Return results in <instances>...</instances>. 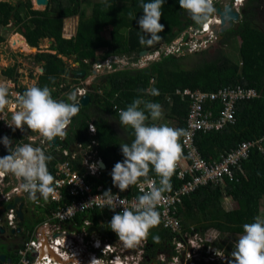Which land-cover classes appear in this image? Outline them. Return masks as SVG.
Masks as SVG:
<instances>
[{"label":"trees","instance_id":"obj_1","mask_svg":"<svg viewBox=\"0 0 264 264\" xmlns=\"http://www.w3.org/2000/svg\"><path fill=\"white\" fill-rule=\"evenodd\" d=\"M84 1L49 0L47 8L39 11L32 8L31 0L15 4L0 0V25L9 24L12 19L15 26L22 24L23 28L17 29V32L26 38L27 44L32 48H38L47 38L54 40L50 50L55 54L38 53L35 59L43 62L42 76L45 77L47 86L56 90V93L52 92V96L57 100L67 101L70 93V84L60 88L64 80L63 76L68 73L62 57L79 63V68L89 75L92 73V64L97 59L105 60L109 56H115L133 62L137 61L144 49H151L139 44L138 20L143 15L142 8L139 7L141 0H108L111 8L105 7V0H98L93 4L86 0L93 6L90 16H87L86 11L82 9ZM143 2L147 3L150 0H143ZM260 2L261 0H249L242 9L241 21L235 27L225 31L222 34L224 36L219 39L220 44H225L232 37L241 38L238 63L224 55L217 47L213 57L199 59L195 57L192 60L193 65L190 66L184 64L186 60L184 57L188 53L178 55L164 53L162 50L159 58L150 61L144 68L117 67L116 71L95 78L101 81L95 83L89 90L90 102L88 106L81 108L72 120L65 140L86 145L89 142L86 135L88 125L95 126L98 141L97 153L107 169L102 171L100 177L95 178L94 181L103 184L105 191L109 189L112 193L117 191L118 188L112 185L109 168H113L117 162H122L124 159L120 144H130L134 139L132 129L119 124L118 113L126 109L136 98L156 102L162 106L163 121L149 119L146 121L147 124L169 125L173 121L174 128L185 130L194 102L200 106L201 117L212 122L221 118L224 104L219 97H210L211 93L227 86L252 88L261 96L237 101L234 106V122H227L219 129L197 128L192 136V143L204 159L211 160L235 151L243 143H255L263 137L264 30L257 20L262 8ZM129 13H132V16ZM187 14L180 9L179 0H165L159 21L164 26V31L158 34L162 39L154 47L170 44L188 29L193 21ZM77 16L79 22L76 35L67 39L63 36L64 21ZM43 19L47 21L46 24L42 23ZM106 29L109 30L108 39L103 36ZM100 51L102 52L98 55ZM205 52L206 49L195 51L193 54ZM13 71V68H9L7 73L11 74ZM78 82L72 81L74 84ZM37 86L43 87L41 84ZM59 88L63 94H60ZM102 88L103 94H99ZM152 88L159 90V96L150 95ZM185 89L189 92L183 93ZM177 90L180 92L177 93ZM196 90L206 95L196 101L194 95ZM114 123L118 129L114 128ZM182 138L180 143L184 155L186 148ZM261 145L264 146V144ZM54 165L53 159L47 164L51 174H53ZM237 165L231 167L233 176L225 174L217 182L209 181L182 195L183 206L178 215L185 228L190 229V224H193L196 229H200L206 221H212L221 233H229L232 236L242 235L243 225L254 222V218L260 216L262 211L264 212V157L259 149V143L251 146L246 152V157L240 158ZM149 177L159 178L151 168ZM92 179L89 177L88 180ZM139 181H144V178H140ZM171 183L180 185L181 180L174 175ZM128 191L130 195L139 196L136 184L130 186ZM227 197L237 204L236 208L230 210L223 206V200ZM71 200L72 198L65 195L59 203L65 206ZM54 204L55 202H52L47 210L37 215L35 221L33 220L34 223H28L27 220L29 226L26 227L25 223H20V227H26L29 233L18 249L7 253V257L14 264L20 260L19 249L23 248V244L30 239L36 226L47 218L45 212H48V209L50 211L54 209ZM99 211L104 213L103 216L107 218L106 223L109 224L115 213L101 210L89 213L95 223L99 220ZM77 221L80 223L81 219ZM107 229L109 238L117 239L115 233ZM172 236V233L160 224L150 229L146 258L154 260L159 253H165L168 259H171L174 254L171 244ZM153 237H159L158 242L154 241ZM234 249L231 247L229 253ZM222 264H227V261Z\"/></svg>","mask_w":264,"mask_h":264},{"label":"clouds","instance_id":"obj_2","mask_svg":"<svg viewBox=\"0 0 264 264\" xmlns=\"http://www.w3.org/2000/svg\"><path fill=\"white\" fill-rule=\"evenodd\" d=\"M248 1L249 0H239V2H237V0H232L230 2L233 3L236 10L242 15L241 10L246 6ZM164 2L165 0H150V2L145 3L141 0L139 4L143 12V15L138 20L140 29V31H138L139 44L146 48H151L148 49V53L149 50L152 51L151 55H153L158 48L154 46L161 42L162 38L158 34L164 31V26L159 23ZM223 2L224 1H222V3ZM222 3L220 0H179L180 9L187 12L193 21L188 29L181 33L180 36H186L190 27L195 29L207 28L211 18L212 21L210 26L214 23H219L220 21L215 22V18L220 19L216 9H218L219 6H225L228 2L223 5ZM105 7L111 8V4L108 3V0H105ZM129 15L132 16V13H129ZM212 15L214 17H211ZM240 21L241 19L238 22ZM238 22H234L236 23L235 25H237ZM216 38L217 36L214 37L213 43L218 40ZM212 45L213 44H210L209 47ZM159 56L153 57V59L140 65H136V61L127 62L129 65L135 64L131 66L132 68H144L150 61L158 59ZM139 60L143 61V57L140 55L137 61ZM78 69H80L79 66L74 70ZM71 70L72 69H70L68 73H70ZM106 73L95 74L93 73V67L92 73L85 75L83 79H74L73 74L70 73L71 79L70 83H68L70 84V93L68 94L67 101L54 99L52 90L47 85L43 87H29L22 94L17 93V99L11 98L8 88L4 85H0V113L4 111L7 105L13 103L9 98H11V100L16 99L14 107H16L17 110L12 114L11 124L7 125L12 128L13 131L20 130L22 133V135H19L21 139L24 138V134L27 133V131L30 132L29 135L18 142L16 141L15 133L8 134L7 137L0 135V152L2 155L4 150L6 152L5 156L3 155V157H0V177L9 174L14 177L16 180V187L13 189V192L18 196L27 193L28 199L32 202H37L42 199L45 202L49 199L51 204L55 202L54 209L46 215L47 218L41 221L36 228L38 226H43L45 222L52 218L53 212L56 211V207L60 205L59 202L63 200L62 198L57 202L50 197V194H53L55 191L52 186L55 183L57 166L63 162H69L72 166V170L78 172L80 176H83L86 182L89 183L96 182L94 179H98L102 173L101 171L99 177L91 176L90 174L85 175V170H83L81 161L82 158H80V160L71 158V155L78 151L76 148L82 150L80 154L82 155L83 151L89 147V149L95 153V158L98 157L101 163L103 162L102 158L98 156L96 149L98 144L96 138L97 132L93 136L89 133V130L92 132L96 131L95 126L92 124L88 125L86 135L89 142L86 145L79 142H68L65 140V137L68 133L66 129H68L69 125L72 123V118L75 117L81 109L79 102L76 100V96L80 97L88 94L89 90H91L95 84V78ZM93 75L96 76L90 78ZM74 80L79 82L74 84L72 83ZM81 90H84V93ZM79 91H81V93H79ZM159 94V90L156 88L150 90V95L152 96H159ZM141 105H143V107H141ZM118 115L119 124L130 127L133 131L134 139L130 144H120V150L124 159L122 162H117L113 168H109L112 185L118 188L117 191L119 190V192L122 193L128 190L130 186L137 184L140 178H144V183L149 185V189L147 191L141 189L143 194L136 198L131 208L127 206L128 201L126 199H121L119 195L113 194L110 189L106 190L102 195L95 197L92 201L100 199L109 210L115 213L109 224L106 222L99 224V220L95 223L90 218L91 214H89L96 211L94 210L78 214L72 222H66L63 226L65 229L68 228L70 230V238H72L75 232H82V227L86 226L84 241L81 242L76 240V245L87 246L85 253L88 248L89 251L87 253L91 258V260L89 259L90 264H129V262H134L135 264L176 263L173 257L178 253L175 249L176 244L173 243L174 234L172 232L171 244L173 245L172 251L174 254L171 259L167 257V260L161 258L157 260V256L156 259L151 260L146 258L145 252L148 247L147 238L149 236V230L160 224V213L157 211V207L167 199L164 194L172 191L171 177L174 175L177 162L183 155L180 138L187 135V132L182 128L170 127L167 124H147L146 121L149 119L152 121L161 120L163 118V110L159 103L146 101L142 98L134 99L126 109L120 110ZM59 138H62L63 141H60ZM54 140L55 142L52 143ZM92 141H95V144H93ZM42 145H47L49 148L46 150ZM54 147L59 148V150H54ZM63 149L67 150L69 155L65 156L62 153ZM52 159L55 161L53 174L48 171L47 167L48 162ZM89 167L91 171H96L95 165H90ZM150 168L154 171L155 175L159 177L158 185L155 179L149 177ZM106 169L105 165V168L102 170L105 171ZM87 176L93 179L89 181V177ZM9 194L11 195V193ZM86 205L87 204L82 207ZM118 207L122 208V211L116 212ZM101 211L105 212L103 210ZM81 215H84V217L81 218ZM79 218L81 219L80 223L77 221ZM87 221L90 223L89 226L85 225ZM107 228L115 233L117 239L111 240L109 238ZM17 230L18 229L13 231ZM185 230L194 233L198 232L200 229H196V227L191 224L190 229L185 228ZM96 236L97 238H95ZM153 239L158 242L159 237H153ZM88 241H96L99 244L98 246L94 244L88 245ZM145 241L147 244L143 246V242ZM105 248L109 249L111 252L107 255L105 254V256L109 258L107 261L103 262L97 254L103 253L102 251ZM62 249L67 251L68 254L61 256L52 249L62 262H67L68 258H71L70 264L72 262L74 264H86L84 259L86 254L84 252L79 255L77 252H74L73 255L70 246L66 247L63 245ZM203 249L205 254L208 253L206 252L207 249H211L208 242ZM124 251H137V262L134 260V254H126L128 256H126L124 260L120 255V253ZM160 254L166 255L165 253ZM215 255L217 257V253H215ZM219 257L222 259V262L225 261L223 259V253H219ZM219 257L216 258V261H220ZM216 261L211 263L206 262L205 264H213L216 263ZM45 263L49 262L45 261ZM55 263L57 262L55 261L49 264ZM36 264H40V262H36ZM227 264H264V219L257 216L254 218V222L245 223L243 225V234L240 235L237 240L235 249L231 252V258L227 259Z\"/></svg>","mask_w":264,"mask_h":264},{"label":"built area","instance_id":"obj_3","mask_svg":"<svg viewBox=\"0 0 264 264\" xmlns=\"http://www.w3.org/2000/svg\"><path fill=\"white\" fill-rule=\"evenodd\" d=\"M215 20L220 21L219 18H215ZM211 21L212 18L210 19L208 27L211 25ZM208 27H203L201 29L190 27V29L187 31L186 36H180L174 39L168 45H159L157 50L153 55H151V57L153 58L159 56L162 50L164 51V53L184 55L186 53H193L195 51H200L209 47L215 36L213 35V32L210 30V28L208 29ZM121 63L128 62L125 58H118L115 56H109L105 60L97 59L92 64L93 73L101 74L116 71L117 67H124L120 65ZM131 65L134 66L135 64ZM81 91L84 93V90ZM81 91H79V93H81ZM176 92L179 93L180 90H177ZM182 92L187 93L189 91L185 89ZM194 95L197 101L199 99H202L206 94L196 90L194 92ZM260 96L261 95L255 89L246 88L243 86H227L219 88L216 92L211 93L210 97H219L224 105L221 111V118L212 122L208 121L204 117H201L200 106L197 102H194L189 113L188 125L185 129L187 135L183 136L182 138V143L185 146L186 150L184 155H182V158L177 162L174 172V175H176L177 178L181 180V184L174 185L173 183H171L172 191L170 193L164 194L167 199L157 207V211L160 213V225L174 234L173 243L176 244L175 249L178 254L173 257L176 261V263L173 264H205L206 262L211 263L213 261H216L217 258L210 249H207V254L204 253L203 248L206 246V239L201 237L197 238L195 235L196 232L193 233L191 231L185 230L181 217L178 215L180 208L183 206L182 195L197 189L199 186L206 184L209 181L217 182L225 174L233 176L231 167L235 165L238 166L237 164L239 159H243L244 157H246V152L255 143H259V149L264 157V146L261 145L264 144L263 134V137L255 143H243L235 151H231L226 155H221L218 159L206 160L193 147L192 136L195 129L201 127H214L215 129H219L227 122H234L235 103L240 100H247ZM11 98L17 99V97L13 95H11ZM11 98H9V100L13 103L7 105L4 111L0 113V135H3V137H7L8 134L15 133V138L18 142L23 140L26 137L27 133H25L24 138L21 139L19 136L22 135L21 131H13L12 128L7 125L11 124L12 114L17 110L16 107H14V102L16 99L11 100ZM89 133L93 136L95 135L96 131L92 132L89 130ZM59 139L60 141H63L62 138ZM92 143L95 144V141H92ZM42 147H45L46 150L49 148L47 145H42ZM76 149L78 151L74 152L71 155V158L74 160H80V158H82L81 161L83 170H85V175L90 174L91 176L99 177V174L101 173V171H103L100 168L101 160L98 157L95 158V153L91 149H89V147H87L83 151L82 155H80L82 150L78 148ZM54 150H59V148L54 147ZM62 153L65 156L69 155V152L64 149L62 150ZM0 157H3L1 152ZM90 165H95V172L90 170ZM152 179H155L157 181V185L159 184V178L153 177ZM13 181H15V179L10 174L5 175L4 177H0V206L4 205L5 207V203L12 205L11 200L12 196L14 195L13 189L15 188L14 186H12ZM52 187L55 189L54 193L50 194L52 200L58 202L62 198L64 199L65 195L70 196L72 200L65 206L58 205L56 207V211L53 212L52 218L45 222L43 226H38L35 229V231L32 233L31 239L23 244V248L19 249L18 253L20 255V260L17 264H36V262H40V259H42L44 262L47 261L49 263H52V258H49L46 255H42L41 248L43 247V244H48L51 249H54L61 256L68 254L67 251H64L62 249L63 245H65L66 247L75 245V247L72 246V254L74 255V252L81 254L84 250H86L87 246L76 245V240H79L81 242L84 241L86 226L82 227V232L77 231L72 235V238H70V230L68 228L65 229L63 224L66 222H72L78 214L84 212H90L100 209L103 211L114 213L113 211L109 210V208H107V206L103 204L100 199L92 201L95 197L100 196L105 192L104 185L98 184L96 182H86L83 176H80L78 172L72 170V166L69 162H63L59 166H57L55 183ZM136 187L139 195L143 194L141 189H143L144 191H147L149 189V185L147 183H144V181H139L136 184ZM10 189L11 191L9 193H11V195L9 193L7 194L8 190ZM128 192L129 191L126 190L125 192L121 193L118 190L113 194L119 195L121 199H126L128 201L127 206L131 208V205L135 202L138 196L133 194L130 195ZM24 196H27V193ZM85 204L87 205L82 207ZM119 211H122V208L118 207L116 209V212ZM5 213L6 217L4 220L0 218V223L4 221V224H7L10 229H5L3 226H1V224L0 226L6 231L12 232L13 230L17 229V211L16 209H5ZM89 224L90 223L88 221L85 222V225L89 226ZM87 244H94L95 246H98L99 243H97L96 241H88ZM146 244V241L143 242V246H145ZM104 252L107 253V251ZM223 253L224 255H226L225 252ZM165 257L167 258L166 255ZM4 264L14 263L5 262Z\"/></svg>","mask_w":264,"mask_h":264},{"label":"rangeland","instance_id":"obj_4","mask_svg":"<svg viewBox=\"0 0 264 264\" xmlns=\"http://www.w3.org/2000/svg\"><path fill=\"white\" fill-rule=\"evenodd\" d=\"M2 1H8L12 4H15L17 2H22V1H26V0H2ZM88 1L92 2V4H93L94 2H96L98 0H88ZM31 2H32V8L34 10L44 11L47 8L46 6H42V5L37 7L34 0H31ZM83 3L84 4H83L82 9L86 11L87 16H90L92 14L93 6L88 4L86 0ZM260 4L262 6L261 14H259L257 20L259 21L260 27L264 30V0H261ZM51 15L55 16V14H53V13H51ZM23 16H24V13H23ZM211 17H214V16L212 15ZM78 22H79L78 16L66 19L64 21L63 36L65 38L68 39V37L70 35L72 36L75 34V32L77 31ZM42 23L46 24L47 21L45 19H43ZM235 24L236 23H234V25H233L234 27H235ZM22 28H23L22 24L15 26L13 19L11 20V22L9 24L0 25V85H4L8 88L9 96L10 95L16 96L17 93L22 94L27 88L32 87V86H37L39 84H41L43 86L47 85L46 79H45V77L42 76V72L40 70L41 66L43 65V62L37 61V59H35V55L38 53L55 54L54 51L50 50L51 46L54 45V40L52 38H49V39L47 38V39L43 40L41 42L40 46L38 48H35V49L30 47L31 49L27 48V50H26L22 46H14L16 43H13V42L15 41V37L18 36L17 34H19L23 37V35L20 32H17V29L21 30ZM222 34H224V33H221V35H219L220 38L222 36H224ZM103 36L107 39L109 38V30L108 29L105 30V32L103 33ZM220 38H218V40L215 43H213V41H214L213 40L211 42V44H213V45L209 48L207 47L205 53H200V54L188 53L184 57L186 59L184 64L187 66L193 65L192 60H194L195 57L198 59L202 58V57H206V58L207 57H213L215 55V48L216 47L221 49L223 54L228 56L229 58H231L233 61H235L237 63L240 62V45L242 44L241 38L232 37L225 44L219 43ZM101 52H99L98 55ZM151 54H152V51L149 50V53L147 55L143 56V61L142 60L136 61V65H140L142 63H145L148 60L153 59L151 57ZM62 58L64 60L66 71H69L70 69H73V70L77 69V66L74 64L72 59H69L66 57H62ZM120 65H122L124 67H131L132 66L131 64L129 65L128 63H121ZM9 68L14 69L13 73H11V74L7 73V70ZM95 76L93 75L90 78H94ZM63 77H64V80H63L60 88H62V86L68 85V83L71 79L70 73H67ZM99 81H101V79L100 80L99 79L94 80L95 83H99ZM60 88H59V92L61 90ZM103 91H104V89H101V91H99L100 94H103ZM52 92L56 93V90L52 89ZM60 94H63V92H60ZM159 121H163V119L159 120ZM167 123H168V121H167ZM169 125L171 127H174L175 122L171 121L169 123ZM113 126L115 129H118L116 123H114ZM29 134H30V132L27 131L26 136ZM223 206L226 209L232 210V209L237 207V204L235 202H233L230 199V197H227L223 200ZM98 214L100 215L98 217L99 224H103L104 222L107 221V218L105 216H103L104 213H101L99 211ZM5 217H6L5 212L2 213V215H0V218L3 220L5 219ZM259 217L264 219V212L263 211L261 212ZM189 218H191V217H189ZM25 223H27V222H25ZM28 223H30V222H28ZM28 223L25 224L24 226H26V227L29 226L30 224H28ZM0 224L5 229H10L7 224H4V221ZM17 226H18V224L16 222V227ZM15 234H18V233L16 232ZM195 235L197 238L201 237V238L206 239V242H208V244L210 245V248H211L210 250H212L213 254L217 253V257H219V253L225 252L226 255H224V253H223V259L225 261H227V259L231 258V253H229V251H230L231 247L233 249L235 248V244L240 237V235L232 236L229 233L219 232L215 228L212 221H206L204 223V226L202 228H200V230L198 232H196ZM2 236H4L6 238L7 231L4 235L0 234L1 240L3 239V238H1ZM95 238H97V236ZM195 240H200V239H195ZM72 246H74V245H71L70 247L72 248ZM1 250L4 253H8V248H7L6 244L2 245ZM112 250H113V248H112ZM88 251H89V249L87 248V252ZM104 251H107V253ZM232 251H234V250H232ZM83 252L85 253V250ZM87 252L85 253L86 255H85L84 259H85L86 264H90V260H89L90 258H89V255ZM110 252L111 251H109V249L105 248V249H103V253L97 254V256L100 258L101 261L104 262V261H107L109 258L108 256H105V254L107 255ZM126 254H128V255L134 254L135 255L134 260L137 262V251L121 252L120 255L122 256V258L124 260H125V257L128 256ZM159 258L167 260L165 255H162L160 253L158 255L157 260H159ZM219 260L220 261L217 260L216 263H213V264H222V259L220 257H219ZM107 264H109V263H107ZM129 264H135V263L129 262Z\"/></svg>","mask_w":264,"mask_h":264},{"label":"water","instance_id":"obj_5","mask_svg":"<svg viewBox=\"0 0 264 264\" xmlns=\"http://www.w3.org/2000/svg\"><path fill=\"white\" fill-rule=\"evenodd\" d=\"M37 4L40 6H48L49 4V0H37ZM217 10V13L220 17V22L219 23H214L212 24V26H210V30L213 32V34L215 36H217L216 39L220 38L219 35H221V33H224L225 31L229 30L230 28L233 27V23L234 22H238L240 19H242V15L240 12H238V10H236L235 6L233 5L232 2H228L225 4V6H219ZM148 53V49H144L141 53L140 56H144ZM182 55V54H181ZM77 66H79V63H75ZM71 74H73V78L74 79H83L86 75V72L82 69H78V70H71L70 71ZM76 100L77 102H79L80 104V108L86 107L88 106L89 102H90V97L88 94H85L83 96L77 97L76 96ZM74 119V117L72 118V120ZM55 140L52 142L54 143ZM101 168H105V164L102 162L101 163ZM22 201L21 198H17L15 200V203L12 205H9L7 207V209H14L16 208V204L20 203ZM22 207L23 204L20 205L19 209L17 210V216L21 221H24V216H23V212H22ZM20 229H18L17 231H12V234H15V232H19ZM5 230L0 228V234H4ZM6 261L11 262L10 259L6 260V256L2 255L0 256V264H4Z\"/></svg>","mask_w":264,"mask_h":264},{"label":"flooded vegetation","instance_id":"obj_6","mask_svg":"<svg viewBox=\"0 0 264 264\" xmlns=\"http://www.w3.org/2000/svg\"><path fill=\"white\" fill-rule=\"evenodd\" d=\"M224 2L222 3V0H220V2L222 3V5L226 2H230L232 0H223ZM37 3V2H36ZM19 35V34H18ZM20 36V35H19ZM24 40V44L29 48V45L27 44L26 40L23 38ZM18 46H22L24 48L23 45H18ZM32 48V47H31ZM41 72H42V68L40 69ZM70 83V81H69ZM68 129H66L67 131ZM6 152L4 150V153L3 155L5 156ZM12 186L16 187V180L12 182ZM13 187V188H14ZM11 191L8 190L7 194ZM26 193L22 194V195H16L14 193V195L12 196V200H11V203L14 204L15 203V200L19 197L22 199V201L20 203H17L16 204V211L19 209L20 205L23 204V207H22V212H23V216H24V221H21L19 218H17V229H20L19 232H17L18 234H12L11 231L8 232L7 231V236L6 238L4 236H2L1 238H3L2 240L0 239V252H2V245L3 244H6L7 248H8V253H10L11 251L13 250H16L19 248V246L23 243L24 239H25V236H27V234L29 233L28 229L26 227H20V223H25L27 220V222H30V223H34L33 220L35 221V217H37V215H40L41 212H43L44 210H47V208L50 206L51 202L48 201L45 202L43 199L42 200H38L37 202H32L31 200L28 199V195L27 196H24ZM40 201V202H39ZM9 206L8 203H5V207L4 205L0 206V215H2V213L5 212V209H7V207ZM50 211V209H48V212ZM48 212H45L46 215L48 214ZM44 213V214H45ZM18 217V216H17ZM27 224V223H25ZM16 233V232H15ZM6 256V260L10 259L7 257V253H1L0 256ZM11 260V259H10ZM8 262V261H6ZM12 262V260H11Z\"/></svg>","mask_w":264,"mask_h":264},{"label":"bare ground","instance_id":"obj_7","mask_svg":"<svg viewBox=\"0 0 264 264\" xmlns=\"http://www.w3.org/2000/svg\"><path fill=\"white\" fill-rule=\"evenodd\" d=\"M35 1V4H36V6L37 7H39V5L36 3L37 2V0H34ZM41 9V8H40ZM215 21V20H214ZM215 22H218V21H215ZM13 43H16L14 46H18V45H23L24 46V49H26L27 50V46L24 44V40L22 39V37H21V35L19 36H16L15 37V41L13 42ZM29 49H31L30 48V46H29ZM35 49V48H34ZM58 244H60V243H58ZM41 251H42V254L43 255H46V256H48L49 258H52L53 259V262L52 263H54L55 261L57 262V263H55V264H70V260H71V258H68V260H67V262H62L56 255H55V253L53 252V250L51 249V247L48 245V244H43V247L41 248ZM79 255V254H78ZM90 258V257H89ZM90 260H91V258H90ZM45 262L42 260V259H40V264H44ZM45 264H49V263H45ZM71 264H74L73 262L71 263Z\"/></svg>","mask_w":264,"mask_h":264},{"label":"crops","instance_id":"obj_8","mask_svg":"<svg viewBox=\"0 0 264 264\" xmlns=\"http://www.w3.org/2000/svg\"><path fill=\"white\" fill-rule=\"evenodd\" d=\"M70 24V23H69ZM77 32V31H76ZM76 32H75V34L74 35H70L68 38H72L73 36H75L76 35ZM18 35V34H17ZM22 37V36H21ZM22 39H23V37H22ZM25 40H26V38H25ZM103 89V88H102ZM101 91V90H100ZM99 94H100V92H98Z\"/></svg>","mask_w":264,"mask_h":264},{"label":"snow or ice","instance_id":"obj_9","mask_svg":"<svg viewBox=\"0 0 264 264\" xmlns=\"http://www.w3.org/2000/svg\"><path fill=\"white\" fill-rule=\"evenodd\" d=\"M237 2H239V0H237Z\"/></svg>","mask_w":264,"mask_h":264}]
</instances>
